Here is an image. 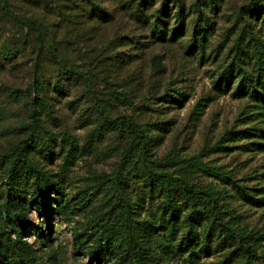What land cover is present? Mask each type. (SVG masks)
<instances>
[{"label":"rangeland","instance_id":"obj_1","mask_svg":"<svg viewBox=\"0 0 264 264\" xmlns=\"http://www.w3.org/2000/svg\"><path fill=\"white\" fill-rule=\"evenodd\" d=\"M149 13L162 38L108 27L93 49L71 45L64 69L0 7V264L21 263L10 237L31 264H128L124 219L145 264H245L226 227L264 264V0H155ZM129 120L144 140L127 154ZM26 138L55 185L44 204L15 163Z\"/></svg>","mask_w":264,"mask_h":264},{"label":"trees","instance_id":"obj_2","mask_svg":"<svg viewBox=\"0 0 264 264\" xmlns=\"http://www.w3.org/2000/svg\"><path fill=\"white\" fill-rule=\"evenodd\" d=\"M109 1L112 6L111 11L105 6ZM154 3L155 0H7V4L5 1H0V7L2 11H6L19 24L40 32L42 39L47 40V45L45 46L50 51L49 54L52 61L67 69L69 66L68 48L71 45H85L93 49L99 43L109 40V36L106 33L108 27L114 28V36L116 31L120 32L124 28L123 26L128 23V25H135V29H140L145 34H148L149 29L152 43L156 41V38H162L164 34L159 28V17H155L152 20V13H149ZM2 4H6V6L2 7ZM10 6L12 9H10ZM156 11H158L156 13L161 14V11ZM124 21L126 22L124 23ZM133 41L137 42L138 36ZM107 45L108 43L102 46L104 48L97 53L98 60L106 59L105 47ZM152 60L160 61L157 55ZM124 61L116 63V69H119L120 63ZM122 68L123 64L120 66V69ZM156 68L161 69L162 67L159 65ZM127 123L134 137L127 152V154H130L132 151L139 149L144 136L134 123L130 120ZM34 125H40L38 115L34 117ZM31 143L32 140L30 138L22 141L15 163L23 164L26 172L33 177L35 202L36 204H44L50 197L51 192L55 190V185L40 168L26 159L23 148ZM183 185L186 192H190L192 195L195 194L187 180H183ZM126 202L124 206H127ZM215 219H217V213H215ZM123 225V236L131 255L128 259V264H145L139 249L138 240L132 235L127 219H124ZM22 228H25V226ZM226 229L228 233L235 236L238 240L237 247L245 256V264H257L263 260L262 255L257 253L247 242L245 236L234 234L228 227ZM8 240L9 246H17L21 251L19 253L20 264H31L25 258L30 245L26 241H14L11 237ZM107 240V236L103 234L100 236L101 244H105ZM99 253V251H93L91 254L98 256ZM93 258L94 255L90 257L86 264H93Z\"/></svg>","mask_w":264,"mask_h":264}]
</instances>
